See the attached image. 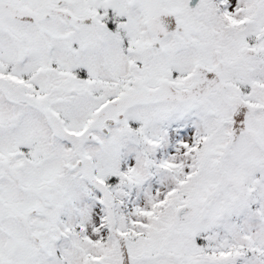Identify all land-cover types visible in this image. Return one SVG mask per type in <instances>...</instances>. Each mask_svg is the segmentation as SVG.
<instances>
[{
    "label": "snow or ice",
    "instance_id": "6c2138e0",
    "mask_svg": "<svg viewBox=\"0 0 264 264\" xmlns=\"http://www.w3.org/2000/svg\"><path fill=\"white\" fill-rule=\"evenodd\" d=\"M0 264H264V0H0Z\"/></svg>",
    "mask_w": 264,
    "mask_h": 264
}]
</instances>
